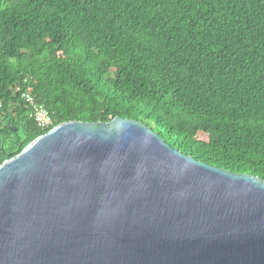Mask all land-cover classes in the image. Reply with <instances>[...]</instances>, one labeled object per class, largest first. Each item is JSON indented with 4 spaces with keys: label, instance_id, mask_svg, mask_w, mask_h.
<instances>
[{
    "label": "trees",
    "instance_id": "16d2710c",
    "mask_svg": "<svg viewBox=\"0 0 264 264\" xmlns=\"http://www.w3.org/2000/svg\"><path fill=\"white\" fill-rule=\"evenodd\" d=\"M117 116L264 179V0H0V165L63 122Z\"/></svg>",
    "mask_w": 264,
    "mask_h": 264
},
{
    "label": "water",
    "instance_id": "95a60500",
    "mask_svg": "<svg viewBox=\"0 0 264 264\" xmlns=\"http://www.w3.org/2000/svg\"><path fill=\"white\" fill-rule=\"evenodd\" d=\"M0 264H264V179L140 120L63 122L0 165Z\"/></svg>",
    "mask_w": 264,
    "mask_h": 264
},
{
    "label": "built area",
    "instance_id": "2783aa9c",
    "mask_svg": "<svg viewBox=\"0 0 264 264\" xmlns=\"http://www.w3.org/2000/svg\"><path fill=\"white\" fill-rule=\"evenodd\" d=\"M23 98L32 108V116L43 130H48L53 126V119L44 104H41L28 90L23 92Z\"/></svg>",
    "mask_w": 264,
    "mask_h": 264
},
{
    "label": "rangeland",
    "instance_id": "374dc122",
    "mask_svg": "<svg viewBox=\"0 0 264 264\" xmlns=\"http://www.w3.org/2000/svg\"><path fill=\"white\" fill-rule=\"evenodd\" d=\"M151 125L150 126H153L154 127V124L153 123H150Z\"/></svg>",
    "mask_w": 264,
    "mask_h": 264
}]
</instances>
